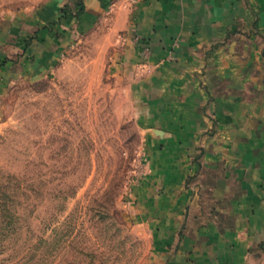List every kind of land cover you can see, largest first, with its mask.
I'll use <instances>...</instances> for the list:
<instances>
[{
	"label": "crops",
	"instance_id": "obj_1",
	"mask_svg": "<svg viewBox=\"0 0 264 264\" xmlns=\"http://www.w3.org/2000/svg\"><path fill=\"white\" fill-rule=\"evenodd\" d=\"M46 11L31 53L56 57L97 26L116 35L147 155L135 216L165 239L163 263L264 264V0H52Z\"/></svg>",
	"mask_w": 264,
	"mask_h": 264
},
{
	"label": "rangeland",
	"instance_id": "obj_2",
	"mask_svg": "<svg viewBox=\"0 0 264 264\" xmlns=\"http://www.w3.org/2000/svg\"><path fill=\"white\" fill-rule=\"evenodd\" d=\"M51 2L0 0V199L23 201L13 233L0 221V264H164L135 216L147 155L116 35L31 53Z\"/></svg>",
	"mask_w": 264,
	"mask_h": 264
},
{
	"label": "trees",
	"instance_id": "obj_3",
	"mask_svg": "<svg viewBox=\"0 0 264 264\" xmlns=\"http://www.w3.org/2000/svg\"><path fill=\"white\" fill-rule=\"evenodd\" d=\"M15 188H18V192L20 185H15ZM23 204V201L18 197L7 198L6 200L0 199V221L3 224V228H6L7 231L14 232L16 225L19 220V212L18 206ZM39 261V260H38ZM29 264H38V263H29ZM40 264V263H39Z\"/></svg>",
	"mask_w": 264,
	"mask_h": 264
}]
</instances>
